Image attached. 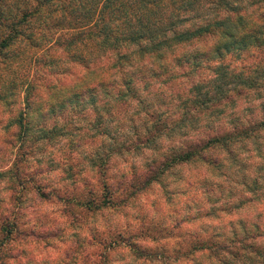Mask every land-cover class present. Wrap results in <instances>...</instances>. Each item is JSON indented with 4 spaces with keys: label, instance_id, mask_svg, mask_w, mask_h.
<instances>
[{
    "label": "trees",
    "instance_id": "1",
    "mask_svg": "<svg viewBox=\"0 0 264 264\" xmlns=\"http://www.w3.org/2000/svg\"><path fill=\"white\" fill-rule=\"evenodd\" d=\"M22 40H41L45 48L61 42L63 49L72 52L78 70L75 83L64 85L63 105L88 102L73 110L70 119L79 114L82 121L93 118L108 140H114L111 131H121L132 119L142 130L134 140L144 147L154 138L190 129L176 147L166 145L144 162L141 195L154 185L161 189L160 167L174 163L197 168L186 183L191 189L189 211L180 217L171 211L177 216L171 221L176 230L172 246L183 242L184 225L189 228L183 234L195 240L189 261L199 255L212 259L211 264L264 260V176L248 180L250 176L236 174L240 168L262 171L264 167V0H0V65L8 61L3 52ZM127 108L132 115L122 120L121 111ZM26 113V109L20 112L17 126L29 121ZM103 120L112 124L104 126ZM226 126L230 135L215 136ZM79 127L65 126L60 132L79 131ZM13 136L3 142L9 144ZM186 138L196 141V148L180 151ZM125 146L116 149L127 151ZM208 147L219 150L205 151ZM107 160L105 154L94 155L100 174ZM119 179V191L123 185L120 193L125 195L128 184L122 182L124 176ZM223 179L231 186L224 187ZM103 188L110 200L105 183ZM83 205L90 210L101 207ZM242 212H250L253 220L230 219ZM128 215L124 212L120 217ZM226 216L230 221L221 225L200 226L214 238L200 239L193 230L200 220ZM134 245L129 244L138 249Z\"/></svg>",
    "mask_w": 264,
    "mask_h": 264
},
{
    "label": "rangeland",
    "instance_id": "2",
    "mask_svg": "<svg viewBox=\"0 0 264 264\" xmlns=\"http://www.w3.org/2000/svg\"><path fill=\"white\" fill-rule=\"evenodd\" d=\"M50 45L45 48L41 40L17 41L3 52L8 61L0 65V86L4 88L0 92V242L6 240L0 246V264H211L212 259L201 255L189 261L195 240L183 234L187 226L181 228L183 242L179 240L178 246H172L176 230L171 221L177 216L171 211L178 217L189 211L191 189L186 183L197 168L174 163L165 169L160 167L157 182L165 193L160 194L158 185L150 191L144 189L142 195L140 192L147 156L160 152L166 145L176 147V142L190 134V129L179 130L169 138H154L153 143L144 147L134 140L142 132L135 119L125 122L121 131H111L113 141L96 129L93 118L82 121L79 114L71 120L73 110L87 106L88 102L73 100L63 105L64 85L75 83L78 69L70 58L72 52L63 49L61 42ZM64 68L68 69L65 73ZM23 109L26 119H30L24 118L25 122L17 126ZM131 115L127 108L120 117L125 120ZM107 123L112 124L111 120L102 121L104 126ZM74 124L80 126L79 131L60 132ZM231 132L226 126L215 136ZM10 135H14L12 140L5 144L4 139ZM123 143L128 150H117ZM182 143L180 151L192 150L197 144L187 138ZM209 147L205 151L219 150ZM95 154L107 156L102 174L95 168L99 162L92 161ZM236 171L240 176H250L248 180L264 176V167L262 171ZM113 172L115 176L111 178ZM134 173L137 176L132 178ZM121 176L126 180L122 182L128 184L125 195L120 193L123 185L119 191ZM222 181L224 187L231 186L227 180ZM103 183L112 194L110 200L104 194ZM244 195L249 196L247 192ZM84 202L101 207L86 209ZM124 212L129 215L122 219ZM249 216L250 212H242L230 219L253 220ZM230 219L226 216L222 220H200L193 230L200 234V239H211L214 233H209L208 228ZM201 225H208L206 232L200 230ZM132 243L138 249L130 247ZM261 246L264 249V242ZM254 261L243 259L244 264H264L261 258Z\"/></svg>",
    "mask_w": 264,
    "mask_h": 264
}]
</instances>
